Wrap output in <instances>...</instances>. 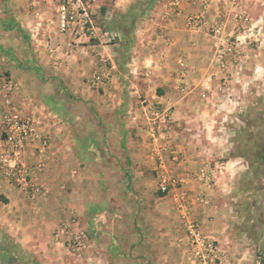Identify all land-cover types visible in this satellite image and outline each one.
<instances>
[{
    "label": "crops",
    "instance_id": "obj_1",
    "mask_svg": "<svg viewBox=\"0 0 264 264\" xmlns=\"http://www.w3.org/2000/svg\"><path fill=\"white\" fill-rule=\"evenodd\" d=\"M95 2L91 13L99 14L112 41L91 18L93 33L76 26L60 34L57 6L51 20L43 1L0 0L3 44L13 27L29 39L31 52L14 48L0 73L18 84L15 101L51 138L41 181L53 185L60 177L72 182L77 174L75 181L82 183L78 174L90 172L86 158L94 172L106 163L116 175L127 174L117 187L128 193L130 202L135 191L138 207L134 215L126 207V227L114 233L116 252L125 254L128 264H193L185 238L188 218L232 260L252 263L256 250L264 249V211L259 213L264 182L254 176L257 165L241 163L243 156L233 155V142L241 134L229 126L244 123L238 114L249 104L257 105L253 97L261 93L257 84L245 82L252 78L251 65L248 69L239 41L245 17H254L263 0ZM191 16H200L205 26L189 27ZM217 24L220 33L208 34ZM14 32L13 45H22L24 51ZM94 74L103 79L97 92L89 87ZM58 82L97 115L92 124L98 128L90 136H81L74 127L84 121L70 114L68 96L58 100ZM150 107L169 113L162 140L149 137ZM161 174L171 182L165 195L156 192ZM0 189L10 199L9 209H22L17 215L0 213V230L31 250L39 235L31 228L35 215L24 214L28 203L1 177ZM249 200L259 206L251 216Z\"/></svg>",
    "mask_w": 264,
    "mask_h": 264
},
{
    "label": "rangeland",
    "instance_id": "obj_2",
    "mask_svg": "<svg viewBox=\"0 0 264 264\" xmlns=\"http://www.w3.org/2000/svg\"><path fill=\"white\" fill-rule=\"evenodd\" d=\"M108 1L112 4L114 0ZM43 2L50 8L47 14L48 17L51 20H55L56 11L54 6H57L56 1L48 0L47 2V0H43ZM95 3L92 9H94ZM262 3L254 17H249L248 15L245 17L246 25L241 35L243 38L239 41V44H241V54L248 56L245 61L248 69L251 65L250 73L252 78L250 76L247 77L245 82L249 84L252 82V85L253 83L257 84L261 93L259 95L255 94L253 97L257 105L254 104V107H252L249 104L248 108H245L238 114H241V120H245L243 121L244 123H239L238 125V122L235 121L229 126L232 133L237 132L239 128L241 134L237 138L238 143L233 142V147L231 148L233 155L235 157L236 155H239V157L243 156L241 163L257 165V174L254 176L260 182H264V0ZM90 18L96 20L95 26L102 34L108 32L107 38L111 40V32L107 30L108 27L105 29L102 23H100L99 14L93 12ZM4 31L5 29H0V67L3 66V63H6V59H12L11 56H14V48L21 50L23 53L31 52L29 39L26 34L17 32L19 30L16 31V28L13 27V30H7L10 39L8 41L9 44H3L6 39ZM10 31H15L14 33L20 36L21 40L19 42L25 47L24 51L22 45H13L14 39L11 38L13 35H11ZM252 70L254 73H252ZM4 76V74L0 73V81L4 79ZM47 78L56 79V81L58 79L54 76L51 77V75H48ZM58 83L59 86H62L61 82ZM99 89L90 87V91L97 92ZM61 90L62 95L58 100L64 102V99L68 96V102H71V105L73 104L69 106L70 114L78 116L84 121V124L75 123L74 127H76L77 132L84 137L90 136L94 133V129L98 128L92 124V118L97 115L91 107L86 108L85 105L81 104L80 100L71 91H68L63 86ZM103 127L102 133L104 132ZM85 161H88L85 163L88 164L87 168H89L90 172H86V175L84 172L78 174L80 179L77 180H82V183L75 181L77 174L76 177L74 176L75 179L72 182L63 180L59 176V179L54 181L53 185L43 180L42 183L48 190V194L44 199L36 202H30L22 192L8 183L15 189L18 197L28 203L26 207H23V212L26 215L28 212L35 215V225L31 226V228L37 230L39 235L35 236V240H32L35 242L34 248L28 250L17 245L14 238L5 236L2 233L3 231L0 230V264H128L124 260L126 258L125 254H121L118 250L116 252L115 241H118V238L115 237L114 232L116 229H119L121 232L124 231V226L126 225L124 214L128 212L126 207L131 208L129 214H135L139 202L136 198L137 193L135 191L132 192L133 202L128 201V193L121 192V189L117 187L121 182V178L125 180L127 174L122 172L116 175L114 171L106 166V163L96 167L97 172H94V169L92 168L93 170H91L89 166L92 163L91 160L86 158ZM60 174L63 177L62 173ZM250 179H253V176ZM79 184H82V187ZM130 185L131 182L129 181L128 186L130 187ZM261 188L263 191L264 185H261ZM2 192L0 189V213L5 214L8 212L10 214L13 213L12 215H17L22 209L17 205H13L9 209L8 204L10 199H6ZM156 192L160 195H165L161 194L158 190V178ZM125 202L127 205L124 204ZM252 203L250 201L249 204L253 207L254 211H252L253 209L250 210V216L259 208V206H253ZM30 206L31 209L29 210L28 207ZM234 206H237V203H234ZM260 211H264L263 206L259 208V213ZM115 218L117 219V223H115ZM250 231H252V227ZM74 238L82 239L85 246L82 251L74 253L69 249L68 245ZM129 264H142V262L134 260V262Z\"/></svg>",
    "mask_w": 264,
    "mask_h": 264
},
{
    "label": "built area",
    "instance_id": "obj_3",
    "mask_svg": "<svg viewBox=\"0 0 264 264\" xmlns=\"http://www.w3.org/2000/svg\"><path fill=\"white\" fill-rule=\"evenodd\" d=\"M56 2L60 34L69 33L76 26L94 32L90 28V15L95 0ZM177 5L175 3L174 7ZM187 24L193 29L205 26L200 16L189 17ZM220 29V25H215L208 28V34L216 36ZM102 85L103 79L98 74H94L89 80L91 88L98 89ZM17 91L18 84L13 80L4 78L0 81V177L22 192L30 202H36L48 194L41 178L45 171V159L50 151L51 138L40 129L37 122L23 114L20 104L14 99ZM147 111L152 112L148 125L150 139H164V127L167 125L169 113L152 107ZM170 185L167 175H159L158 190L161 194H167ZM185 238L193 264H264L262 248L256 250L252 263L232 260L221 250L216 240L201 232L198 224L191 218L185 221ZM68 247L74 253L85 248L80 238H74Z\"/></svg>",
    "mask_w": 264,
    "mask_h": 264
}]
</instances>
